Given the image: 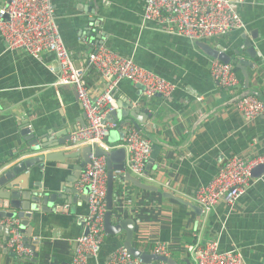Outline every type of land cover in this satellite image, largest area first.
I'll return each instance as SVG.
<instances>
[{
  "label": "crops",
  "instance_id": "crops-1",
  "mask_svg": "<svg viewBox=\"0 0 264 264\" xmlns=\"http://www.w3.org/2000/svg\"><path fill=\"white\" fill-rule=\"evenodd\" d=\"M4 1L0 0V6ZM51 1L65 45L75 60L86 59L104 44L177 84L170 96L146 98L138 84L123 80L114 93L117 109L130 103L149 107L152 116H139L142 121L147 119L139 127L161 148L159 168L154 174L138 177L152 189L137 187L127 178L136 175L128 171L121 187L129 191L128 198L119 201L116 194L120 186L115 185L114 211L119 203L123 220L133 218L136 222L134 247L152 254L154 244L165 241L177 264H195L186 246L197 239H218L222 250L237 247L248 264H264V174L253 177L233 207L221 201L206 213L196 201L198 189L209 184L230 157L251 159L264 153V112L247 122L236 108L237 100L250 93L264 101V0L236 3L245 30L199 41L165 32L156 22H145L147 0ZM245 36L253 42L256 57L248 50ZM213 50L231 57L240 81L236 87H224L213 78ZM240 60L253 65L243 70ZM54 64L52 52L36 59L24 50H8L0 35V176L23 157L56 154L66 158L86 147L70 146L72 131L86 125L87 117L75 86L57 84L59 74L51 70ZM85 80L93 99L106 89V82L93 68L87 70ZM130 120L137 122L130 115L124 116L116 129L124 130L122 123ZM26 125L45 147L24 156L20 151L28 142L20 132ZM118 143L124 142L111 144ZM81 161V157H72L46 163L40 173L48 185L63 188L73 166ZM82 195L87 200L81 204H65L67 211L29 223L25 233L33 235L37 244L36 261L15 257L7 249L8 233L1 234L0 264H71L76 240L87 229L82 220L89 215V193H78V199ZM112 222L118 224L119 220L113 217ZM126 237L125 230L108 233L101 251L90 257L88 264H109L111 253L124 245Z\"/></svg>",
  "mask_w": 264,
  "mask_h": 264
},
{
  "label": "built area",
  "instance_id": "built-area-1",
  "mask_svg": "<svg viewBox=\"0 0 264 264\" xmlns=\"http://www.w3.org/2000/svg\"><path fill=\"white\" fill-rule=\"evenodd\" d=\"M237 2L243 0H147L143 18L145 22H156L165 32L195 41L221 38L235 30L246 29ZM0 35L8 50H24L36 59H40L44 52H52L55 64L51 70L59 74L57 84H70L76 88L87 123L72 131L70 146L92 148L90 163L84 167L76 182V189L84 193L86 187L90 186L91 191L89 215L86 218L88 232L77 238L71 264H88L90 257L99 254L108 235L105 225L107 154L122 146L127 151L125 170L114 171L115 185L120 186L119 191L116 190V199L121 201L123 197L128 198L129 191L121 190L127 172L137 177L145 176L147 163L153 153L152 140L145 137L141 128L134 124L124 126L126 140L123 144L109 143L111 131L119 127V122L107 121L111 111L117 108L114 93L123 80L140 85L146 98L170 96L177 84L139 65L133 57L123 56L104 44L98 45L86 59L75 60L65 45L51 0H5L0 6ZM89 68L97 70L106 82L105 91L96 99L92 98L85 80ZM211 73L219 84L227 88H234L240 82L233 65L218 58L212 62ZM236 108L247 122H251L264 112V101L250 93L237 100ZM95 147L101 148L105 154L97 156ZM260 165H264V153L251 159L240 155L230 157L211 182L198 189L197 203L206 213H210L221 201L233 207L252 183L254 168ZM118 205L120 209L116 207L114 211L113 208L112 218L120 222L123 220L122 207ZM2 223L9 228L8 251L20 260H31L35 250L25 241L20 218H5ZM186 252L195 264H248L239 248L222 250L218 239L208 242L197 239L186 246ZM152 254L171 258L169 244L157 241ZM109 264L169 263H145L123 245L111 253Z\"/></svg>",
  "mask_w": 264,
  "mask_h": 264
},
{
  "label": "water",
  "instance_id": "water-1",
  "mask_svg": "<svg viewBox=\"0 0 264 264\" xmlns=\"http://www.w3.org/2000/svg\"><path fill=\"white\" fill-rule=\"evenodd\" d=\"M95 25H98L99 22H95ZM246 38V45L248 50L253 54L254 57L257 55V50L255 49L253 42ZM253 38H256L254 35ZM211 54L220 59L225 63H231V57L225 52H219L213 50ZM239 67L243 68L244 66L253 65L252 62L248 60H240ZM244 70V68H243ZM249 82V79L246 75V83ZM140 88L141 86L138 85ZM142 89V88H141ZM124 106L122 109H115L109 114L107 121L118 122L124 116H132L137 122L130 120L129 122L122 123L123 126H128L132 122L137 126L140 124H146L147 119L142 121L139 116L145 114L144 116H152V113L149 112V107L143 108L140 106ZM132 121V122H131ZM21 135L24 137V140L28 142V145L23 148L20 153L25 154L28 151L40 152L45 147L44 144H39V139L37 138L36 132H33L29 125L23 126L21 129ZM126 131L115 129L111 131L109 137L110 143L125 141ZM55 146V145H53ZM161 148L159 145H153V153L150 160L146 166V174H154L153 171H156L159 168L158 158L160 156ZM92 153L91 146H86L83 148L80 154L74 156H68L66 158L72 157H81L82 161L78 165L73 166L72 176L66 178V182L63 188H53V185H48L45 182V177L41 176L40 171L46 169V163L51 162H64L66 158L56 157V154L46 155H35L21 158L18 162L11 165L8 170L0 176V235L8 233L9 240L10 234L8 232L9 228L6 224L2 223L5 218H15L18 217L21 220V230L24 233L25 241L28 245H31L35 250L34 257L31 261H36L38 258V253L36 251V243L33 242L31 234H26L25 231L27 226L31 221L38 223L40 220L43 221L44 215H52L57 212L67 211L65 208L66 205L72 204H81V201L87 200L86 195H82L78 199V191L74 187L75 182L80 178L81 173L84 170V167L90 163L89 156ZM95 154L97 156L104 155L105 152L99 148L95 147ZM127 158V151L124 146L116 148L107 154V175H108V193H107V213L105 217V225L107 233L119 234L122 230L127 232V237L124 243V246L128 251L136 256L141 257L145 263H152L155 261H165L169 264H177L176 261L172 258L161 257L147 252H141L136 249L133 245V238L135 234V220L133 218H126L121 220L118 224H113L112 215L114 208V185H115V170H125V162ZM68 168L69 166H63ZM49 170V169H48ZM47 170V172H48ZM264 174V165H260L254 168L253 177H261ZM47 175V173H46ZM137 187L143 189H152L148 185L143 184L141 179L136 176L129 175L127 176ZM91 190L90 186L86 187V193H89ZM89 205V203H88ZM73 209V208H72ZM196 209V207H195ZM199 215L202 216V209L199 208ZM199 219V218H198ZM82 221L86 224V219ZM8 229H6V227ZM34 227V226H33ZM88 232V229L85 231ZM5 245V244H4ZM5 247V246H4Z\"/></svg>",
  "mask_w": 264,
  "mask_h": 264
},
{
  "label": "trees",
  "instance_id": "trees-1",
  "mask_svg": "<svg viewBox=\"0 0 264 264\" xmlns=\"http://www.w3.org/2000/svg\"><path fill=\"white\" fill-rule=\"evenodd\" d=\"M255 95H257V94H255ZM258 96V95H257ZM243 97V96H242Z\"/></svg>",
  "mask_w": 264,
  "mask_h": 264
}]
</instances>
